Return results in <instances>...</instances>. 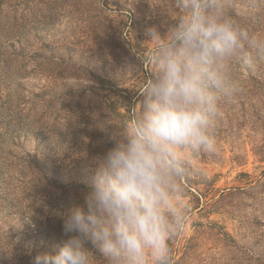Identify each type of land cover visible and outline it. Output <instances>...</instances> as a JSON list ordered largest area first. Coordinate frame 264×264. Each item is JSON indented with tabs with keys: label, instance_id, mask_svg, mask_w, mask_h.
<instances>
[{
	"label": "rangeland",
	"instance_id": "374dc122",
	"mask_svg": "<svg viewBox=\"0 0 264 264\" xmlns=\"http://www.w3.org/2000/svg\"><path fill=\"white\" fill-rule=\"evenodd\" d=\"M12 4L27 18L0 29V89L10 91V105L23 108L20 148L11 151L19 157L36 154L47 166L69 172L68 181L85 185L64 210L43 208L53 221L48 227L41 224L40 210L25 208L32 201L0 199V231L12 227L17 235L0 264H33L36 254L62 246L67 237L57 212L82 203L92 159L112 146L114 127L130 122L140 109V93L155 70L153 45L143 43L145 30L155 25L163 33L182 10L176 0ZM223 4L252 43L245 41L243 52L230 61L229 76L239 91L221 100L216 152L190 161L201 174L184 181L188 213L169 241L171 264H264V0ZM21 64L24 76L18 73ZM30 119L41 121L35 127ZM16 178L25 180L17 175L11 183ZM2 181L4 174L0 191ZM37 194L34 203L42 208L46 194ZM8 202L19 206V214L7 219ZM86 247L96 264H104L99 249Z\"/></svg>",
	"mask_w": 264,
	"mask_h": 264
},
{
	"label": "clouds",
	"instance_id": "9594fccd",
	"mask_svg": "<svg viewBox=\"0 0 264 264\" xmlns=\"http://www.w3.org/2000/svg\"><path fill=\"white\" fill-rule=\"evenodd\" d=\"M176 3L182 11L166 31L145 30L155 70L139 111L114 127L112 146L92 159L82 203L57 212L62 246L36 254L33 264H96L89 243L104 264H171L169 241L188 213L184 181L201 174L190 161L216 152L221 100L239 91L230 61L252 43L223 0Z\"/></svg>",
	"mask_w": 264,
	"mask_h": 264
},
{
	"label": "trees",
	"instance_id": "16d2710c",
	"mask_svg": "<svg viewBox=\"0 0 264 264\" xmlns=\"http://www.w3.org/2000/svg\"><path fill=\"white\" fill-rule=\"evenodd\" d=\"M15 1L18 0H0V29H3L6 25L14 27L16 23H24L26 21L25 19L27 17L24 13L17 12V10L14 9V4L12 3ZM36 1L37 0H27L28 3ZM25 71L26 65L21 64L18 73L24 76V74H26ZM19 90L20 85H17L15 91L19 93ZM6 92L7 91L0 89V175L4 174L5 177V182L2 181L1 183L3 189L0 191V199L3 201L11 199L19 203H21L23 199L32 201L29 205H26L25 208L30 211H34V209L35 211L40 210L41 224L48 227L52 225L53 221L49 218V213H45L43 208L45 209L46 205L50 204L54 209L60 207L61 210H64V206L66 204L68 205V199H73L75 196L81 195L80 189L85 187V185L82 182L73 183L68 181L72 179L69 172L47 166L36 154L26 153L25 156L19 157L11 151V149L20 148L18 143L21 129L19 115L23 112V108L18 102L13 103L14 105L11 102L10 105V91ZM44 95H47V92L44 93ZM18 96V101H20V94H18ZM15 105H17L19 109L16 110ZM28 109L29 113H32L30 108ZM40 121L41 119H30L29 123L36 127ZM16 136H18V139ZM18 172L20 174H18ZM17 175L25 178V180L16 178L17 181L11 183L12 179ZM8 183L10 186H7ZM76 190H78V192H75ZM38 192H41L43 196L46 194V197H41V201H39L42 204V208H36L34 203L36 201V196H38ZM8 205L10 209L6 210L5 216L7 219L12 215L19 214V206L14 205L12 202H8ZM62 226L63 222H60V229ZM1 229L0 227V230ZM12 229L11 227L7 233L0 231V263L6 260L10 253V248L13 245V241L17 237ZM28 259L29 258H27V260Z\"/></svg>",
	"mask_w": 264,
	"mask_h": 264
}]
</instances>
